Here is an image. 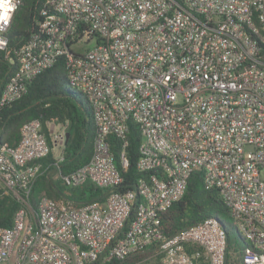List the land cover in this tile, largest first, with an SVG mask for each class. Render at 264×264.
Wrapping results in <instances>:
<instances>
[{"label":"built area","instance_id":"built-area-1","mask_svg":"<svg viewBox=\"0 0 264 264\" xmlns=\"http://www.w3.org/2000/svg\"><path fill=\"white\" fill-rule=\"evenodd\" d=\"M20 3L0 0L2 52ZM40 15L38 30L5 56L15 69L0 108L63 59L69 87L91 107L95 138L89 162L68 174L58 151L56 177L68 189L90 183L108 194L83 205L42 195L32 208L51 149L38 119L23 124L15 146H0V198L19 205L11 226L0 228V264L105 263L149 249L158 264H238L216 218L163 233L161 214L196 171L246 242L242 264H264V0H44ZM131 124L140 134L141 177L118 192L108 139L120 141L126 168ZM65 134L60 125L52 144L63 149Z\"/></svg>","mask_w":264,"mask_h":264},{"label":"trees","instance_id":"trees-1","mask_svg":"<svg viewBox=\"0 0 264 264\" xmlns=\"http://www.w3.org/2000/svg\"><path fill=\"white\" fill-rule=\"evenodd\" d=\"M21 3L14 13L11 27L8 31V48L6 52L0 51V92L7 78L15 69V64L10 63L5 56L12 55L14 50L24 44L39 27L41 10L44 0H20ZM264 55V45L262 46ZM38 119L42 123V131L46 136L51 149L48 156L41 160L43 164L41 173L37 176L29 197L32 208L36 209L39 199L46 195L52 200L65 198L83 205L91 202H103L108 194V189H100L90 183L82 188L68 189L60 180H54L56 166L52 153V142L47 122L66 126L68 133L67 143L63 145L62 161L57 164L62 175L75 171L87 164L92 156V147L95 138V124L91 107L81 92H73L66 79L64 60L40 73L28 86L27 93L10 105L0 108V146H15L20 138V129L23 124ZM111 151L115 157V165L121 174L122 182L113 189L118 192L131 190L141 174L136 170L140 134L131 124L128 144L125 148V157L128 162L123 168L120 162L122 148L120 141L109 137ZM52 164V165H51ZM48 165H50L48 167ZM18 203L9 196L0 198V228L10 227ZM224 217V219H220ZM218 219L227 233V248L236 253L240 259L241 250L246 242L234 234L228 208L217 190L205 189L200 171L193 172L188 181L187 188L177 202L161 214V227L166 236H172L179 231L189 228L205 218ZM156 251L149 249L132 255L121 261L101 262L92 264H144ZM153 259V258H152ZM228 259L231 256L228 255ZM160 256L154 258L159 263ZM228 263V260H227Z\"/></svg>","mask_w":264,"mask_h":264},{"label":"rangeland","instance_id":"rangeland-1","mask_svg":"<svg viewBox=\"0 0 264 264\" xmlns=\"http://www.w3.org/2000/svg\"><path fill=\"white\" fill-rule=\"evenodd\" d=\"M89 47H92L93 46V43H91V44H89L88 45ZM73 92H78L75 88H70ZM58 151L60 152H62V149H60L58 146H53V148H52V153H53V155L55 156H57V154H58ZM262 178H264V174H262ZM53 179L54 180H58L57 179V177H56V174L53 176ZM220 219H224V217H222L221 216V218ZM230 223H231V225H232V228H233V231H234V234H235V236L237 237V238H239V234L236 232V230H235V224H233L234 223V221L233 220H231L230 221ZM158 254H154V256H152L151 258H150V260H149V263H144V264H156L155 263V261H154V258H155V256H157ZM153 258V259H152ZM238 264H242V262H241V260L239 259L238 260Z\"/></svg>","mask_w":264,"mask_h":264},{"label":"crops","instance_id":"crops-1","mask_svg":"<svg viewBox=\"0 0 264 264\" xmlns=\"http://www.w3.org/2000/svg\"><path fill=\"white\" fill-rule=\"evenodd\" d=\"M46 128L49 130V133H50V139H51V134L55 131H58L59 128H60V125L59 124H54L53 126H50L48 128V126H46ZM52 146H56L54 144H52ZM58 146V145H57ZM58 155V154H57ZM54 156V155H53ZM54 158H57V156L55 155Z\"/></svg>","mask_w":264,"mask_h":264},{"label":"water","instance_id":"water-1","mask_svg":"<svg viewBox=\"0 0 264 264\" xmlns=\"http://www.w3.org/2000/svg\"><path fill=\"white\" fill-rule=\"evenodd\" d=\"M68 133L65 134V144L67 143Z\"/></svg>","mask_w":264,"mask_h":264}]
</instances>
